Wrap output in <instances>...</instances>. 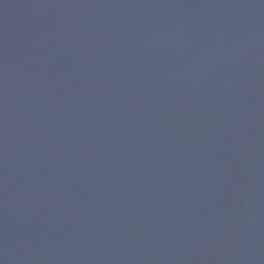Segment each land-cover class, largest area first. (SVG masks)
<instances>
[{"label": "water", "instance_id": "95a60500", "mask_svg": "<svg viewBox=\"0 0 264 264\" xmlns=\"http://www.w3.org/2000/svg\"><path fill=\"white\" fill-rule=\"evenodd\" d=\"M0 264H264V0H0Z\"/></svg>", "mask_w": 264, "mask_h": 264}]
</instances>
